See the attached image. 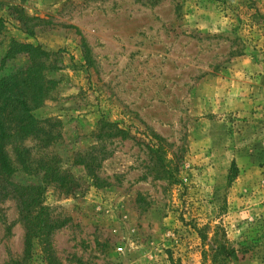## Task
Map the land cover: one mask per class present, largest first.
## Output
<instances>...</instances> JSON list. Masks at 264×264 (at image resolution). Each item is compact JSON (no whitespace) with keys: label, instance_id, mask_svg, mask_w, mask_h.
<instances>
[{"label":"rangeland","instance_id":"rangeland-1","mask_svg":"<svg viewBox=\"0 0 264 264\" xmlns=\"http://www.w3.org/2000/svg\"><path fill=\"white\" fill-rule=\"evenodd\" d=\"M0 19V60L10 39L44 53L49 132L8 148L36 201L24 220L0 186V264H264V0H0Z\"/></svg>","mask_w":264,"mask_h":264},{"label":"trees","instance_id":"trees-1","mask_svg":"<svg viewBox=\"0 0 264 264\" xmlns=\"http://www.w3.org/2000/svg\"><path fill=\"white\" fill-rule=\"evenodd\" d=\"M24 18L27 21L31 20L28 17ZM35 20L37 21V19L31 21ZM2 26L0 19V36ZM28 34L33 35V32L28 30ZM43 54L31 45L20 44L14 39H10L8 51L0 60V186L11 189L13 194L20 195L17 198L14 196V198L18 199L20 216L24 220L33 218L32 208L36 197L29 196L30 190L25 189L18 192L15 190V185H12L10 177L16 169L10 162L8 148L15 153L16 150H19L20 154L28 157L29 150L24 146L27 141L49 138V132L37 125L38 122L33 115V110L43 102L47 90L44 72L45 60L38 57ZM20 55H24L27 62L21 67L12 68L10 62ZM105 128L111 136L123 134L116 128L114 129L112 125H107ZM101 132L100 136L103 134V129ZM46 146L48 144L43 143L41 148ZM21 163L26 170L24 161ZM44 169L48 172L49 166H43ZM52 179L62 186L68 183V178L58 172L52 173Z\"/></svg>","mask_w":264,"mask_h":264}]
</instances>
